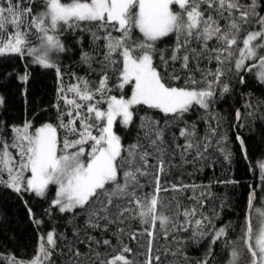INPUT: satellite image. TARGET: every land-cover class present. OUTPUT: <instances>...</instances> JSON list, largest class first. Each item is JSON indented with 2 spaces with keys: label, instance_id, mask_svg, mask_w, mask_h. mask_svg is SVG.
<instances>
[{
  "label": "snow or ice",
  "instance_id": "1",
  "mask_svg": "<svg viewBox=\"0 0 264 264\" xmlns=\"http://www.w3.org/2000/svg\"><path fill=\"white\" fill-rule=\"evenodd\" d=\"M66 34L80 48L84 75L60 63L73 50ZM11 56L24 61L25 70L0 77L19 82L26 104L29 65L54 69L57 88L50 119L41 120L43 112L22 122L0 115V189L23 201L37 230L45 220L25 197L47 201L43 215L63 219L65 231L53 224L31 259L0 253V264H55L57 252L69 264L82 256L97 264L98 249L115 251L117 244L119 251L99 264H134L125 255L133 253L125 237L139 243L145 236L142 264H173L169 257L177 256L189 264L180 235L188 232L193 243L208 240L195 264H212L221 239L231 246L227 264H264V211L255 209L258 229L248 214L239 241H228L229 226L209 228L211 220L200 212L205 192L195 193L207 186L166 179L174 168L207 158L217 128L201 137L199 124L215 119L218 96L246 86L245 73L254 72L264 85V0H0V58ZM256 105L264 111V98ZM245 108H253L251 99ZM0 110L7 112L2 94ZM197 110L202 114L194 119ZM235 119L236 128L243 127L240 109ZM236 140L247 159L245 140L239 134ZM258 167L264 181V161ZM189 190L192 197L185 196ZM186 198L196 203L187 207ZM256 198L253 188L250 211ZM158 233L168 242L163 249Z\"/></svg>",
  "mask_w": 264,
  "mask_h": 264
},
{
  "label": "trees",
  "instance_id": "2",
  "mask_svg": "<svg viewBox=\"0 0 264 264\" xmlns=\"http://www.w3.org/2000/svg\"><path fill=\"white\" fill-rule=\"evenodd\" d=\"M68 44L73 50L63 54L60 57V63L66 70L76 71L79 75H84L88 69L78 64L80 57V48L76 46L73 36L68 35ZM87 41V35L85 34ZM215 67V64L209 65ZM25 70V62L19 57H3L0 58V72L6 77L9 72ZM28 70L32 72V76L27 85L28 96L27 104L21 96V85L12 78L0 77V94L7 99V112L0 110V115H4L5 119L11 118L13 122H22L25 118H32L36 114L41 120L54 117V110L49 108L52 101L55 100L57 81L54 69L35 68L31 65ZM247 77V85H236L235 90L227 94L225 98L217 97V103L214 105L212 112L215 119L210 122L201 121L199 124V134L201 137L205 135L210 126L217 128V136L213 137V146L206 153V159L199 161L198 166L184 165L174 168L166 177L169 181H177L183 179L185 183H195L206 188H198L195 195L199 196L201 191L205 192L204 207L200 209L203 216H207L211 220L209 228L228 227L227 240L239 241L241 237V226L245 222V216L251 214L253 227L256 224L257 216L254 215L256 207L264 211V181L261 180L260 168L258 164L264 161V111L257 109L256 102L264 98V85H261L254 78L253 73H245ZM95 78V76H93ZM227 79V78H225ZM65 82H69V78H65ZM253 101V108H245L246 100ZM240 109L243 113V127L236 128L237 121L235 119V111ZM248 112H254V115H247ZM143 114V113H141ZM202 113L200 110L193 115L196 119ZM159 115V114H157ZM219 121V123H217ZM139 121H137V124ZM127 136V132L123 133ZM237 134L241 135L245 140L247 149V159L239 142L236 140ZM135 133H133V137ZM133 137L125 140L126 144L132 143ZM221 137L224 139L221 140ZM166 139L171 144V134ZM220 144L217 145L216 141ZM183 143V141H181ZM223 148V152L220 150ZM224 152L231 153L230 161L224 159ZM177 163L179 160L177 158ZM190 173L191 175H188ZM234 181V183H227ZM256 191V200L254 201V209L248 208L249 193ZM150 190V189H148ZM55 186H51L49 197L54 196ZM165 195H172L171 193ZM186 197H192L193 192L189 190ZM30 205L34 208L37 216H43L45 224L41 230L29 221L27 210L23 201L7 189H0V253L14 254L17 257L31 259L38 247L39 236L53 226L57 225L60 231H65L64 220H53L48 216H44V209L48 207V202L40 200L32 196H26ZM196 203L194 200L185 199L184 204L191 207ZM59 216V213L55 214ZM181 219H183L181 217ZM83 224V218L79 221ZM133 228H139L138 221H131ZM159 226L157 225V228ZM70 235V230L68 232ZM186 239L182 247L189 257V264H195V261L201 258L208 247L207 238L199 243H193L187 237L188 233H181ZM84 238L83 232L81 239ZM127 243L133 250L131 255L125 254L134 264H142L144 256L142 253L146 251L147 237H142L140 242L131 241L125 237ZM157 246L163 249L168 246V242L164 240L162 234L158 233ZM119 245L116 250L98 249L100 256L97 260H107L109 256L115 255L119 251ZM175 247V245H173ZM82 252H87L84 245H80ZM214 258L212 264H227L230 259L231 246L226 245L225 239H221L214 247ZM55 264H69L65 256L57 252L53 257ZM173 264H181L180 257H169ZM77 264H90L86 256L79 258Z\"/></svg>",
  "mask_w": 264,
  "mask_h": 264
},
{
  "label": "rangeland",
  "instance_id": "3",
  "mask_svg": "<svg viewBox=\"0 0 264 264\" xmlns=\"http://www.w3.org/2000/svg\"><path fill=\"white\" fill-rule=\"evenodd\" d=\"M255 209H260L261 211H263L261 208H259V207H256ZM254 215L255 216H257V221H256V224H255V226L253 227L254 228V230L255 229H258L259 227H260V221H261V217L256 213V211H254Z\"/></svg>",
  "mask_w": 264,
  "mask_h": 264
},
{
  "label": "water",
  "instance_id": "4",
  "mask_svg": "<svg viewBox=\"0 0 264 264\" xmlns=\"http://www.w3.org/2000/svg\"><path fill=\"white\" fill-rule=\"evenodd\" d=\"M252 192V191H251Z\"/></svg>",
  "mask_w": 264,
  "mask_h": 264
}]
</instances>
